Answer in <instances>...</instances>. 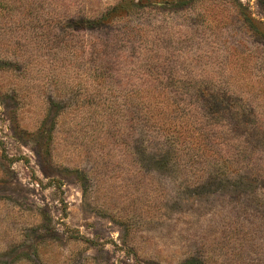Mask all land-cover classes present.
Masks as SVG:
<instances>
[{
  "label": "rangeland",
  "instance_id": "1",
  "mask_svg": "<svg viewBox=\"0 0 264 264\" xmlns=\"http://www.w3.org/2000/svg\"><path fill=\"white\" fill-rule=\"evenodd\" d=\"M0 264H264V0H0Z\"/></svg>",
  "mask_w": 264,
  "mask_h": 264
},
{
  "label": "trees",
  "instance_id": "2",
  "mask_svg": "<svg viewBox=\"0 0 264 264\" xmlns=\"http://www.w3.org/2000/svg\"><path fill=\"white\" fill-rule=\"evenodd\" d=\"M119 7H121V5L118 6L117 8H119ZM117 8H116V9H117ZM105 22H108V16H107V15L104 16L103 18H101V19L99 20V23H105Z\"/></svg>",
  "mask_w": 264,
  "mask_h": 264
}]
</instances>
